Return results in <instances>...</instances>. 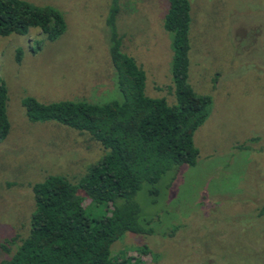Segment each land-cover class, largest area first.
I'll list each match as a JSON object with an SVG mask.
<instances>
[{"label": "rangeland", "instance_id": "rangeland-1", "mask_svg": "<svg viewBox=\"0 0 264 264\" xmlns=\"http://www.w3.org/2000/svg\"><path fill=\"white\" fill-rule=\"evenodd\" d=\"M23 1L58 11L65 29L54 40L36 28L0 36V84L7 89L10 125L0 142V245L27 235L34 184L49 176L75 184L106 153L87 133L31 121L22 100L121 99L109 53L110 0ZM119 1L121 50L145 72V95L176 105L171 34L163 28L167 0ZM189 3L188 84L211 99L193 136L199 158L194 167L162 177L158 195L142 186L135 197L140 222L149 221L155 233L126 234L112 245V256L131 260L124 264H264V0ZM82 204L90 217L105 213L84 195ZM173 226L174 237L159 235ZM143 246L151 254L140 255Z\"/></svg>", "mask_w": 264, "mask_h": 264}, {"label": "trees", "instance_id": "trees-1", "mask_svg": "<svg viewBox=\"0 0 264 264\" xmlns=\"http://www.w3.org/2000/svg\"><path fill=\"white\" fill-rule=\"evenodd\" d=\"M110 58L116 73L120 100L104 104L60 101L42 104L32 97L22 100L31 121H54L87 133L106 151L104 157L77 183L49 176L31 188L34 210L23 238L4 240L0 264H124L112 256V245L126 234L150 236L149 221L140 222L135 200L143 185L158 195L157 184L167 173L176 175L183 166L194 167L199 151L193 142L203 124L211 99L197 96L188 84L189 0H167L163 28L171 34V75L176 105L145 95V72L121 50L115 28L119 0H110ZM39 29L48 40L64 29L63 16L51 8H38L23 0H0V36L26 35ZM18 53L16 60L19 61ZM7 89L0 84V142L10 129L6 114ZM242 146H240L241 148ZM79 192L82 195H79ZM104 207V214L90 217L82 196ZM264 211H260L263 215ZM142 223V224H141ZM178 226L159 235L174 237ZM140 255L151 254L143 246ZM130 260V261H129ZM131 264V263H130ZM134 264V263H132Z\"/></svg>", "mask_w": 264, "mask_h": 264}]
</instances>
